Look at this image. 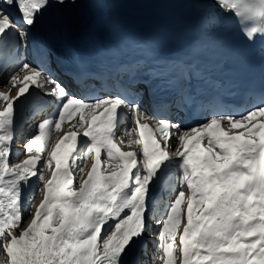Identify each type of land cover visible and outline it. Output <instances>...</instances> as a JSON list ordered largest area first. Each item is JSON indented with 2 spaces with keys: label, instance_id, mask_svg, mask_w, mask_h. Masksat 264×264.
I'll list each match as a JSON object with an SVG mask.
<instances>
[{
  "label": "snow or ice",
  "instance_id": "6c2138e0",
  "mask_svg": "<svg viewBox=\"0 0 264 264\" xmlns=\"http://www.w3.org/2000/svg\"><path fill=\"white\" fill-rule=\"evenodd\" d=\"M75 3L0 0V49L10 38L26 42V28L48 8ZM203 7L201 33L231 18L247 43L264 40V0H203ZM127 47L137 55L111 74L78 62V93L42 65L13 61L0 91V264H127L129 254L144 264L137 246L145 236L157 240L153 264H264V91H250L238 109L214 97L199 105L205 119L183 126L181 114L196 103L189 90L150 114L133 85L146 60L156 64L154 78L177 72L189 80L190 62H161L148 42ZM200 54L199 45L189 53ZM110 89L114 95H99ZM26 103L37 114L52 111L20 151L17 116ZM156 188L169 199L157 203Z\"/></svg>",
  "mask_w": 264,
  "mask_h": 264
},
{
  "label": "bare ground",
  "instance_id": "6f19581e",
  "mask_svg": "<svg viewBox=\"0 0 264 264\" xmlns=\"http://www.w3.org/2000/svg\"><path fill=\"white\" fill-rule=\"evenodd\" d=\"M195 3H196V6L197 8L201 11V12H205L206 9L204 10L203 8V0H194ZM104 4V0H76V3L74 4L75 7L73 6V4H67V6L65 7V11H68V12H76V21H78V23L82 22L84 19H87L90 17V15L92 14V11L96 8V5L99 7H102ZM97 11V10H96ZM204 14V13H203ZM81 15L82 17L84 18H81ZM67 17V16H65ZM68 19L69 18H72V16H68L67 17ZM75 19V17H73ZM217 28L218 27H214L212 29V31L209 34V36L211 38H214L216 39V37L219 35V33L217 32ZM12 68L10 67H6L4 66L2 68V70L0 71V88H2V90L0 91H3L4 90V83L7 81V77H9L7 75L8 72L10 71H14V70H11ZM70 83V82H69ZM71 84V83H70ZM14 94V93H13ZM43 96V94L41 95V97ZM35 108H30L29 105L26 103L24 105L21 106L20 108V111L18 113V116H17V119H18V122L20 123V125L24 126V124H27L29 123L30 121H32V117L31 116H27V114H25L27 111L31 112V114L34 111ZM261 118H257L256 120H253L252 123H255L257 122V120H259ZM72 123H75V119L73 120H70L68 121L67 123H62V126H61V132L60 133H57L55 134V140L58 138L59 135L63 134L64 131H68L70 130L69 129V125L72 124ZM239 130V129H237ZM145 136L147 137V129H145ZM55 142V141H54ZM108 171H111V167L108 168ZM35 179V178H34ZM160 195V188H156L153 190V198L154 200L156 201V198L159 197ZM160 201H158L159 203ZM163 205H161L162 207ZM184 221H182L183 223ZM146 238L142 241L139 242L138 246H137V250L139 251L140 249H142L144 252H152V247H153V242H152V236H145ZM143 242V244H142Z\"/></svg>",
  "mask_w": 264,
  "mask_h": 264
},
{
  "label": "rangeland",
  "instance_id": "374dc122",
  "mask_svg": "<svg viewBox=\"0 0 264 264\" xmlns=\"http://www.w3.org/2000/svg\"><path fill=\"white\" fill-rule=\"evenodd\" d=\"M12 72H9V73H7V75L8 76H10V74H11ZM8 78V77H7ZM2 89V88H1ZM146 237H144V239H145ZM143 239V240H144ZM152 241H153V246L155 247V240L154 239H152ZM142 244H143V242H142ZM152 257H150L149 258V260L151 259ZM133 259H134V257H133V255L132 254H129L128 256H126L125 257V261L127 262V264H132V261H133ZM151 261V260H150ZM178 263V262H177Z\"/></svg>",
  "mask_w": 264,
  "mask_h": 264
}]
</instances>
